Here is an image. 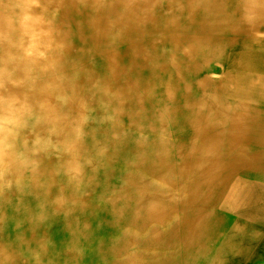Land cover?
Wrapping results in <instances>:
<instances>
[{"label": "bare ground", "instance_id": "6f19581e", "mask_svg": "<svg viewBox=\"0 0 264 264\" xmlns=\"http://www.w3.org/2000/svg\"><path fill=\"white\" fill-rule=\"evenodd\" d=\"M264 257V0H0V264Z\"/></svg>", "mask_w": 264, "mask_h": 264}, {"label": "rangeland", "instance_id": "374dc122", "mask_svg": "<svg viewBox=\"0 0 264 264\" xmlns=\"http://www.w3.org/2000/svg\"><path fill=\"white\" fill-rule=\"evenodd\" d=\"M255 264H264V257L260 261H255Z\"/></svg>", "mask_w": 264, "mask_h": 264}]
</instances>
